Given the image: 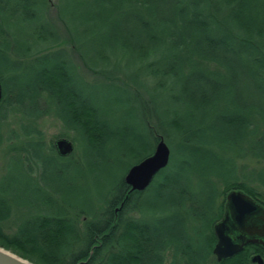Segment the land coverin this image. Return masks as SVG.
Instances as JSON below:
<instances>
[{
	"label": "trees",
	"instance_id": "16d2710c",
	"mask_svg": "<svg viewBox=\"0 0 264 264\" xmlns=\"http://www.w3.org/2000/svg\"><path fill=\"white\" fill-rule=\"evenodd\" d=\"M96 1L104 13V4L114 0ZM119 1L124 6L113 4L102 15L104 20L80 34L90 35L107 51L128 47L140 58L151 57L147 69L170 79L184 115L161 122L139 155L128 147L125 156H109L104 151L109 139L121 144L137 139L122 116L113 119L116 111L122 112L121 105L114 109L97 103L82 89L85 81L76 67L57 52L31 56L26 45L12 53L15 60L28 65L13 97L0 75V247L31 264H251L249 258L263 256L264 248L247 245L236 255L213 262L212 227L221 219L230 191H240L264 207V181L253 179L264 164V0ZM8 4H13L14 12L25 9L28 0H0V10H10ZM37 28L31 36L41 39L47 28ZM74 35L73 42L78 43L81 36ZM119 87L129 90L125 84ZM6 110L18 120L8 122ZM207 112L211 121L200 122L191 131L183 128L185 116L193 120ZM44 117L60 124L56 139L71 142L73 151L68 156H58L53 143L46 146L39 139L37 124ZM169 129L176 131L175 139L185 138L177 144L184 145L187 157L194 161L191 170L197 175L196 183L173 175L168 163L142 192H128L120 178L88 209L63 198L56 203L40 185L30 187L32 204H23L25 186L33 182L31 169L28 178L21 169L27 150L39 152L36 158L51 180L62 186L76 144L86 146L89 168L105 167L128 156L132 162L127 170L152 153L156 134L166 144L173 141ZM46 147L49 156L42 154ZM12 192L15 195L10 196ZM146 196L153 205H137ZM10 197L16 199L14 209ZM81 216V227H76ZM75 233L82 234L83 250L68 254L67 259L59 257L63 243L81 241Z\"/></svg>",
	"mask_w": 264,
	"mask_h": 264
},
{
	"label": "rangeland",
	"instance_id": "374dc122",
	"mask_svg": "<svg viewBox=\"0 0 264 264\" xmlns=\"http://www.w3.org/2000/svg\"><path fill=\"white\" fill-rule=\"evenodd\" d=\"M22 2L19 1V5L23 4ZM117 2L118 6H124V3L119 0L105 3L104 13L101 12V7L96 0H28L25 9L16 8L14 12L11 9L13 4H8L7 8L10 10L7 12L0 10V75L13 97L25 79L28 63L19 59L15 60L12 53L20 52L27 45L31 56L54 52L61 54V58L70 61L76 67L78 74L85 81L82 89L91 95L97 103H104V105H109L108 108L114 109L121 105L119 108L122 112L116 111L113 119L122 116L123 123L137 136V139H129V143H126L127 146L116 139H109L104 149L105 153L109 156L119 154L125 156L123 151L129 147L134 150L135 155H139L143 151L142 145L148 144L151 140L149 139L150 135L160 130L161 122H167V119H172L177 115L182 116L184 112H182L181 102L175 99L177 92L171 86L170 79H161L147 69L148 63L152 60L151 57L140 58L129 51L128 47H116L107 51L101 47V43L91 39L90 35L85 32L80 34L81 30L91 29L104 20L102 15L109 13V9ZM39 25L47 28V32L41 39L31 36L32 32L38 30ZM75 32L81 36H78V43L73 42V39L76 38ZM98 53L100 57L96 56ZM102 75L109 77L110 81H105ZM122 84H125L129 90L126 92L121 90L119 85ZM12 106L14 109H19L16 105ZM4 113L8 122L18 120L16 114L11 111L6 110ZM185 118L183 128L191 131L194 127L211 121L212 115L207 112L202 117L196 115L193 120L186 116ZM1 129L3 135H6V130L3 127ZM37 130L40 132L39 139L46 146L52 145L61 131L60 124L50 117H44L38 121ZM169 130L168 137L174 140L166 144L165 139L163 137L162 139L169 149L168 163L172 167V174H177L178 178H184L188 182L196 183L197 175L191 170L194 161L187 157L188 153L184 145L178 146L177 144L179 139L185 138L178 135L175 139L176 131ZM187 131L185 136L189 134ZM156 135L158 137V134ZM28 142L29 140H26L25 144ZM15 144L20 147V143ZM26 148L27 145H25ZM37 153L39 152L27 150L23 155L25 160H21L23 166L21 169H24L25 176L28 178L27 170L30 168L33 178V182H27L25 186V197L22 198L25 207L32 204L29 194L30 187L40 185L45 192L55 198L56 203L60 198H63L66 202L75 204L82 209H88L91 203L97 205L103 195L102 192L112 182L123 178L124 171L132 162L131 157L126 156L119 161H111L105 167L97 165L94 168H89L87 148L84 144L78 143L74 146V154L71 157L72 167L67 169V182L60 186L51 180L48 169H44V165L36 158ZM42 154L49 156L51 154L49 147L43 148ZM2 158L0 156V161ZM261 168L263 169H256L253 179L256 176V180L264 181V164ZM11 195H15V193L12 192ZM27 195L29 198L26 197ZM8 200H10V208L14 209L13 205L16 199L10 197ZM148 204L153 205L150 196L143 197L142 202L137 201V205L144 208ZM24 211L27 214V210ZM148 213L150 214V212ZM13 214L11 213L12 220L15 219ZM83 220V216L78 218L76 227H81ZM196 227H199L198 223ZM8 232L10 233L11 230L9 229ZM75 235L81 241L76 244L75 239H71V241L63 243L57 252L59 257L67 259L68 254L76 255L77 252L83 250L82 234L75 233ZM261 257L264 264V255ZM212 261L214 262V258Z\"/></svg>",
	"mask_w": 264,
	"mask_h": 264
},
{
	"label": "water",
	"instance_id": "95a60500",
	"mask_svg": "<svg viewBox=\"0 0 264 264\" xmlns=\"http://www.w3.org/2000/svg\"><path fill=\"white\" fill-rule=\"evenodd\" d=\"M53 147L60 157L73 151L71 142L65 138L54 140ZM168 160L169 149L158 136L152 153L126 170L122 181L128 192H142L156 173L167 166ZM212 232L215 242L211 255L216 263L236 255L247 245L264 248V207L240 191H230L225 195L222 217L213 225ZM249 261L263 264L257 254ZM0 264L31 263L0 247Z\"/></svg>",
	"mask_w": 264,
	"mask_h": 264
}]
</instances>
